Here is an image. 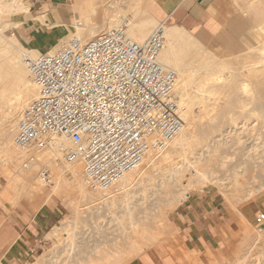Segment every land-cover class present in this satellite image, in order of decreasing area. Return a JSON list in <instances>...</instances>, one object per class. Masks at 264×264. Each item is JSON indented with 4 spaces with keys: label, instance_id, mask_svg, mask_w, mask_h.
I'll return each instance as SVG.
<instances>
[{
    "label": "bare ground",
    "instance_id": "1",
    "mask_svg": "<svg viewBox=\"0 0 264 264\" xmlns=\"http://www.w3.org/2000/svg\"><path fill=\"white\" fill-rule=\"evenodd\" d=\"M66 1H67L65 7L66 12H68L71 16V23L68 25H65L62 21H60V19L57 16H56V20L53 23H47V18H46L47 11L44 9L38 10L37 14L32 16L31 22L34 28H36L38 25H42L45 29L55 28L59 35H63L62 33L64 27L68 28V33L63 35L60 42L56 43L53 46L46 47L45 52L48 53L58 52L61 49H63V47L70 40L74 38H78L81 41H86L87 39H90L91 38L90 36L94 35L97 31L93 27V24H91L90 17L91 14L95 12L98 5L104 2L105 0H66ZM116 1L118 2L120 0H116ZM126 1L127 0L125 1L122 0L120 2H123L125 5ZM128 1H129L128 9H133L141 3L140 1L143 0H128ZM152 1L153 0H148V2H152ZM30 9H31L30 0H0V104H2V106L4 104L7 106L9 105V103L13 104L12 106H10L11 107L9 109L10 111L7 113L4 112L6 114L3 115L0 120L1 122L0 123V153H1L0 155H3L4 160L7 161L6 166L10 164L13 168H17L18 171L17 174H19L18 176L20 177V180L26 183L27 187L30 188L33 194L44 196L42 200V205H44L45 202L49 200L50 197L56 193V191H58L59 188L67 184V181L64 178V176H67V180L70 183L69 186L73 190L71 191L75 192V195L77 196L76 198V196L73 193V196H75L76 201H74V199L72 200L74 201V203L76 202V205L78 204L77 200L86 201L88 204L96 205L97 209L99 206H105L104 208L105 211L109 210L110 213L114 215L111 208H113V206L115 205L118 206L116 202L120 200L119 202L120 203L122 202V205L124 203L123 215L125 214V217L123 216L116 217L118 223L113 231L111 229H108L109 232L111 233V238L107 237L108 236L107 233L106 234L107 236L104 235L105 238L102 241L100 242L97 241L94 245L90 247L92 248L94 246L90 252H87L88 246L87 248H83V250L80 249L79 247L78 249L82 251L79 253L78 250V255L76 253L77 244L74 236L75 229H77L75 225L76 223L73 221L75 219L68 217V219L63 220L58 225L51 227L49 235H46L45 238L47 240H54V242L56 243L54 248H59V249L58 251L54 249L57 251L56 254L54 253L55 255H53V253L52 254L50 253V255H53V257L50 258L48 264H128L129 261L132 260V258L139 257L140 254L143 253L147 247L150 248L149 246H152L156 241L155 239L156 237L155 235L151 234L152 232L149 233L144 228L145 222L147 220L146 214L139 220L133 219L131 215L132 210L130 211V208L127 206V201H128L127 199H128V195L131 193L133 189L141 187L147 183L151 184V181L153 180V174L154 173L156 174V172L162 176L161 181L158 182L159 183L157 185L158 187L156 186L157 188H155L157 189V192L160 191V193L164 195H169V194L173 196L175 195L172 198L173 200L170 203L168 202L169 204L167 203V205L164 204L165 206L161 209L160 213L162 214V217L166 213L168 214V212L170 211L172 212V210L176 209V206L178 204H181L182 201H184L185 199H187L192 192L202 191L204 187L207 188L208 186H216L218 188L219 195L223 199L229 201L226 195L227 193L222 191L223 190L222 188L224 187L221 185L222 188L220 189L219 185H217L218 184L217 182H220L222 179L219 178L220 181H218L219 179H216L217 177L214 178L215 177L214 170L216 168L214 167L215 168L214 170L211 169L213 160L217 158V157L214 158V156L216 155L215 146L217 147L218 145V140L216 139L217 135H215L214 137L213 133L218 131L221 132L222 130L220 131L218 128L197 130L195 123L198 122L199 124H202L204 123V120H206L205 122L214 121L212 114L216 113L215 110L217 108H220L221 110V107L225 106L222 105V99L224 98V95L226 94L231 95V93L233 94V88L230 87L229 83H231L234 76H238L239 78L237 84L239 85V89L241 90V93L243 95L249 93L250 85H253L257 82H259L260 84V81H262L261 78L264 77V39L259 45L251 48H247L244 52L238 55L218 57L217 55L210 53L211 54L210 57L207 55L204 59L207 60L208 58H210L209 59L210 62H207L208 64L206 65L204 64L205 66H201V65L199 66L194 64V61H196L197 59L196 55H195L196 57L189 55L187 56L185 53L189 50H193V49L195 50L196 48L204 49V47L201 46V44H199L194 39L193 40L196 42V45L193 44V41L189 43V40L191 41L192 38L188 39V35L190 34H188L182 28H179L177 26H170V25L166 26L165 24L158 23L157 25L159 24L163 25L166 32L165 43L160 52V61L165 67L173 70L177 75L176 94L178 96L180 102V108L182 112L181 114L182 122H183L182 129L179 132V134L171 142L168 143L165 149H163L158 153L148 152L145 155L141 164L134 171L125 174L109 190L89 191L84 183L83 166L80 161H75L71 164H68L64 168L61 165L62 166L61 168L63 169H59L60 166L57 165V163L58 160L60 159V155L58 153L56 152L53 153L52 151H46V150L40 151L34 148L20 150L17 147H15L12 143V136L14 133L12 134L11 129H13V127L16 125L17 118L20 116L24 108H26L30 103V101H32L36 97V88L33 84L30 74L28 73V71L26 70V68L22 63L21 52L26 51L33 55L39 54L40 52L37 49L30 48L29 44H27L24 40H20L17 37H15L13 33L10 37L7 38L3 35V32L6 29H10V30L19 29V27L23 23L21 18L24 15L29 14ZM140 9L142 8H139L138 10ZM119 10H120L119 12L120 14L121 12H126V9H119ZM134 16H133L134 18L130 22H127L125 19L121 23L123 22L126 23L127 34L131 40L136 42H142L152 32L153 29L151 30V27L155 25V19L152 18L146 10L141 11L140 13H137ZM112 18L110 17V19L108 18V20H105L106 21L105 23L110 27L114 26L113 23L115 22L114 21L115 19ZM117 23H118V19H117ZM120 24H118L117 26H119ZM98 29H100V27ZM261 29L263 30V31L260 30L261 34L264 37V24L262 25ZM186 33L188 35H186ZM194 58L196 59L194 60ZM204 63L206 62L204 61ZM226 99H224L225 100L224 102H226ZM252 99L254 98L252 97ZM196 104L204 107L205 109L204 113H202L203 112L202 111L201 114L199 113V115H197L194 112V108H195L194 106ZM207 107L210 110H207ZM230 126L232 128L230 127L226 135L221 132L219 133L221 136H218V138L221 137L223 138L224 137L223 135H225V138H227V140H229L228 138L231 139L234 138L235 145L232 146L233 147L234 146L236 147V145L241 146L243 142L241 141L240 137L243 136L241 135V133H240L241 136H239V132H241V130L245 132L246 130L242 129L243 125L239 127L238 122L236 123V121L233 119L231 121ZM226 127L228 128V126ZM211 135H213L214 137L213 139L211 138ZM54 141L56 145L59 144L58 139H55ZM219 142H221L220 139ZM199 145H201L202 147L201 149H198ZM232 146H230V148H233ZM247 148L248 147H246V149ZM254 148L256 149L257 147ZM241 149L243 150V148ZM249 151L251 152V150ZM253 153H255V150L254 152H252V155ZM262 153L263 151L259 153L258 156L259 158L255 159L256 156L252 157L247 152V154L249 155L248 156L246 154L248 158L249 157L254 158V160L247 159V160H252V162L250 161L251 162L250 165H252L251 167L249 166V162L247 164V166L250 167L251 171L249 167L247 166L240 167L241 165H237L238 163L235 162L237 166L233 169L232 175L231 174L229 175L232 180L227 177V179L232 181L231 183L232 186L229 185L230 187H234V186L236 187V185H239V181L242 180L241 177L243 175L245 177L249 173L247 171L248 169L251 175H253L255 172L256 175L257 173L260 174L264 173V158H260V155ZM257 154L255 153V155ZM240 158L242 159L243 157ZM218 159H220L219 163L221 167L226 163V160H229L226 154L225 156L222 157L219 156ZM218 159L216 160L218 161ZM245 160L243 161L244 163H246ZM44 165L45 167L53 165L55 168H57L55 180L54 183H52L54 185L50 188L43 187V184L39 179V176L36 175L39 174L38 173L39 168ZM229 165H231V163L228 164V166ZM9 171L10 170H8V172ZM40 171L41 168L39 172ZM3 173H6V171ZM239 176H241L240 180H238ZM173 187L174 188L176 187L175 189L177 190L176 191L175 189L171 190ZM257 192L258 189H254L250 191L248 197L253 198ZM87 203L86 205H88ZM240 220L246 221L242 216ZM159 222L160 223H158V225L163 227L164 226L163 223L165 222L164 217ZM256 223L258 224L257 227L261 225L260 223H258L257 217H256ZM88 236H90V233ZM86 240H83L84 241L83 243L87 245L88 241ZM97 240L100 239L97 238ZM81 244L82 243H80V245ZM248 244L250 243L248 242ZM250 248L252 247L251 246L249 247L247 246V248L245 247L246 250L244 252V255H242L243 259L246 258V255L249 253V250H251ZM40 257H42V255Z\"/></svg>",
    "mask_w": 264,
    "mask_h": 264
},
{
    "label": "rangeland",
    "instance_id": "2",
    "mask_svg": "<svg viewBox=\"0 0 264 264\" xmlns=\"http://www.w3.org/2000/svg\"><path fill=\"white\" fill-rule=\"evenodd\" d=\"M34 1L35 0H30V3L32 4V2H34ZM114 1H115V3H114ZM120 1H122V0H120ZM120 1L117 2L116 0H110V1L105 0L104 2H102L101 4L98 5L99 8L97 7L95 12H93L91 14V17H90L91 24H93V27L97 30L94 35L90 36L91 38L94 37L95 35H97L98 33L102 32V31H105L107 29H110L111 27L117 26L118 24H120L125 19L127 22H130L135 17L134 15H136L137 13H140L141 11L146 10L148 12V10L152 9L148 0L147 1L143 0L146 2L140 1L141 3L133 9H128V6H129L128 0L126 1L125 5L123 2H120ZM123 1H125V0H123ZM110 3H112V4H110ZM106 5H107V8H106ZM110 7H112V8H110ZM236 7H237L236 3L234 4L231 0H219L216 3V7L211 8L209 10L207 16L205 15L206 16L205 21L203 20L204 22H201L200 25H197L194 27H189L186 23H182V22L180 23L177 20H175L174 17H172L174 24H176L177 26H182L185 29L189 30L190 34L192 35V36H190L186 33V35H188V39L192 38L191 41L189 40V43H191L193 41V44L196 45L195 41L197 40L207 50L210 51V52L207 51L205 48L204 49L206 50V52L203 48L202 49L196 48L195 50L194 49L189 50L190 52L187 51L185 53L187 56L188 55L194 56V57L197 56L196 58L198 60L196 58H194V60L196 59V61H194V64L199 65V66L200 65L205 66L206 64H208L207 62H210V60H209L210 58H208L207 60H204L207 55L209 57L212 53L223 55L224 53H226V51H229L232 54H238L240 51V48H245V47L239 46L237 43H235V40L229 31L230 27H231L230 25H232L231 23L234 21V18L236 16H238L237 14L240 13L241 17L243 15L241 13L242 11ZM139 8H142L145 10H142V9L138 10ZM119 9H126V12H121V14H120ZM65 12H66V8H65ZM36 14H37V12H35L34 14H31V15L30 14L24 15L21 18V20L24 23L29 18H31L32 16H34ZM66 14H69V13L66 12ZM106 14H108V15H106ZM148 14H149V12H148ZM138 16H139V14H138ZM107 17L109 19H110V17L111 18L113 17L112 19H115L114 20L115 22L113 23L114 26L110 27L109 25H107L105 23L106 22L105 20H108ZM221 18H225L226 21L221 20ZM231 18H233L232 19L233 21L228 22V20ZM117 19H118V23H117ZM245 19H246V17H245ZM157 20L160 23L163 21V18L161 17V18H158ZM158 22L155 20L154 26H156L158 24ZM30 24H32L31 21H30ZM65 25H68V24H65ZM154 26L151 27V30L154 28ZM166 26H168V25H166ZM99 27H100V29H98ZM12 33L18 39L23 40L22 33L19 31V29H16V30L6 29L3 32V35L8 38L12 35ZM67 33H68V28L64 27L62 34L64 35ZM85 33H87V32H85ZM63 35H58L54 31L53 32L46 31V36L44 35V36L39 37V42L41 44L39 42H37V40H36V42L35 41L34 42H26L25 41V42L27 44H29L30 48L37 49L41 53V52H45L46 47L60 42ZM193 38L196 40L194 41ZM36 39H38V38H36ZM263 39H264V37L262 38V40ZM87 40H89V39H87ZM262 40L259 41V43L262 42ZM193 51H196L197 53L193 52ZM192 52L196 53V54H193ZM247 52H248V50H247ZM198 53H201V54H198ZM202 54H204V55H202ZM197 61H199L200 63ZM204 61L206 63H204ZM195 62H197V63H195ZM235 78H238V76H234V78L232 79V81L233 80L234 81L233 82L231 81V83H229L230 87L233 88V94L234 95L232 93H231V95L230 94L224 95V98L222 97L223 98L222 99V105L223 106L225 105V106L224 107L220 106L221 110H220V108H217L215 110L217 114L216 113L212 114L213 115L212 117L214 118L213 122H215V123L208 122V121L205 122L206 120H204V123H202V124H199L198 122L195 123L197 130H199V129L204 130V129H209V128H216L217 129L218 128L220 131L222 130L221 132L223 134L226 135V133L229 131V129L231 127L230 125H231V121L233 119L236 121V123L238 122L239 127L243 125L245 129L243 128V126H242V129L246 130L245 132L242 130H241V132H239V136H241V135L243 136V137H240L243 144L241 146L236 145V147L232 146V145H235L234 138H232V139L228 138L229 140H227V138H225V135H223L224 136L223 138L222 137L218 138V136H221L219 134L221 132L218 131V132L213 133L214 137H215V135H217L216 139L218 140V145L216 144L217 147L215 146V149H216L215 154L216 155L214 156V158L217 157L216 159H218L219 156L222 157V156H225V154H226L229 160H226V163L221 167V165L219 163L221 158L218 159V161L216 159H214L211 169L214 170L216 168L214 170L215 177H214V174H213V177L214 178L217 177L216 179H219V178L222 179L221 181H220V179L218 180L220 182H217L218 183L217 185H219L220 189L222 188V186L224 187V188H222L223 189L222 191L227 193L226 195H227L229 201L223 199L219 195L218 188L216 186H208L207 188L204 187L202 189V191H194L190 195L192 197H197L199 195L208 196V198H211L212 200H214L215 202L218 203L217 207H212L210 211H206L207 213L212 215L214 218H217V223H219L218 227H217V232H218L217 242L214 244V246L212 248L208 246V247L201 249V250H187V249H185L183 243L181 242L179 231H178V228H177L176 223H175L176 214H177V207L180 204H178L176 206V209L172 210V212L170 211V212H168V214L166 213L163 216L165 219L164 223H166V224L163 223V225H164L163 227L158 225V223H160L159 221L161 219H163L162 214L160 213L161 209L165 205H167L168 202L170 203L173 200L172 198L175 195L174 196L170 195V194L164 195V194L160 193V191H158L159 193L157 192V189H155V188L158 187L157 186L159 184L158 182L161 181L162 176L156 172V174L155 173L153 174V180H152L153 182L151 181V184L147 183L148 185L145 184L146 186L143 185L141 187L133 189L131 191V193L128 195V199H127L128 200L127 206L130 208V211L132 210L131 211L132 218L139 220L143 216H145V214H146L147 220L145 222L146 227L144 226V228L146 229L147 232H149V233L152 232L151 234L155 235V237H156L155 238L156 241L153 244L154 246L153 245L149 246L150 248L147 247L146 250L143 253H141L139 257H142L146 254H150L152 252H155L156 250H165L168 252V254L170 256H172V258L175 260L176 264H264V222L260 223L261 224V225H259L260 227L259 226L257 227L258 224L255 221L256 217L258 218L257 215H260V213H263L264 209H259V208L254 206V201H255L254 198H256L258 196L259 197L262 196L261 198L264 197V173H261V174L257 173V175L259 174L258 177L256 175V172L253 174L254 176L251 175L250 167L252 165H250V163L252 162V160H254V158H251V157L248 158L247 157V155H248L247 152L252 157L256 156L255 159L259 158L258 156H259L260 152L263 151V153H264V93H263L264 92V77L261 78L262 81H260V84H259V82H257L253 85H250L249 86V93L250 94L248 93L245 95H243L241 93V90L239 89V85L237 84L238 83L237 81L239 80V78L238 79H235ZM235 82H236V85H235ZM231 84H232V86H231ZM259 88H261V89H259ZM33 89H34V87H33ZM34 93H35V90H34ZM228 95H230V96H228ZM238 95H240V96H238ZM252 97L254 99H252ZM224 99H226V102H224L225 101ZM10 104L11 103H9V105H7V106L5 104L3 106H2V104H0V120H1L3 115H5L7 112L10 111L9 110L11 108L10 106L13 105V104H11V105ZM226 104H228V105H226ZM255 106L257 109L255 108ZM194 107H195L194 112L197 115H199V113L201 114L202 111H203L202 113H204L205 109L201 105L199 106L196 104ZM200 107H202V108H200ZM258 109H260V110H258ZM207 110H210V109H208V107H207ZM4 112H6V113H4ZM259 114H260V116H259ZM17 120H18V118H17ZM216 125H217V127H216ZM226 126H228V128ZM14 128H15V126L13 127V129H11L12 134L14 133ZM240 133H241V135H240ZM213 135H211L212 139L214 138ZM12 138H13V136H12ZM224 138H225V140H224ZM219 139L221 140V142H219ZM222 140H224V141H222ZM244 140H246V141H244ZM247 142H249V143H247ZM244 145H245V147H244ZM260 145H263V146H260ZM230 146H232L233 148H230ZM246 147L251 148V149H248V148L246 149ZM254 147H257V148L255 149ZM201 148H202L201 145H199L198 149H201ZM241 148H243V150ZM252 148H254V149H252ZM233 150L234 151L236 150V151L234 152ZM249 150H251V152ZM254 150H255L256 154L258 153L257 155H255V153H253V155H252V152H254ZM222 151H223V154H222ZM263 153L260 155V158H264ZM0 157H1L0 163H2V164H0V257L2 256V254L4 253V251L6 250L8 245L14 239L18 238L19 236H20L21 248L23 250V252L20 253L21 256L17 260L5 259L6 261L3 263H0V264H48L50 261V258L53 257V255H55L57 253L59 248H54V246L56 245L54 240H47L45 238V236L49 235L51 227H53V225L54 226L58 225L63 220L68 219V217L75 219L73 221L76 223L75 225L78 229V230L75 229V233H74L75 241L77 244V250H76L77 255H78V250L80 253L83 250V248H87V246H88L87 252H90L94 246L92 248H90V247L92 245H94L97 241H99V242L102 241L105 238V236H107L106 235L107 233H108L107 237L111 238V233L109 232L108 229H111L112 231L114 230V228L116 227V225L118 223L116 220V217H120V216L125 217V214L123 215L124 203L122 205V202L121 203L119 202L120 200L116 202V204L118 206L115 205V206H113V208H111L114 215H112L110 213V211L107 209H106L107 211H105V209H104L105 206H99L97 209L96 205L88 204L86 201H82V200L81 201L77 200L78 204L76 205V202L74 203V201H76V199H75L76 195H75V192H72L73 190L69 186L70 183L67 180V176H64L65 180L67 181V184H65L66 187L63 186V187L59 188L58 191H56V193L54 195H52L50 197V199L45 202L44 205H42V200H43L44 196L38 195V194H33L32 191L30 190V188L27 187L26 183L22 182V180H20V177L18 176L19 174H17L18 173L17 168H13L10 164L8 165L9 162L7 163V165L9 167L6 166L7 161L4 160L3 155H0ZM240 157H243L244 159L243 158L241 159ZM245 159L246 160L252 159V160L246 161ZM244 160L246 163L243 162ZM235 162L238 163L237 165H241L240 167L247 166V164L249 162L250 167L249 166H247V167H249L250 171H249V169L247 170L249 172L247 174V176L244 177V175H243L242 177L241 176L238 177V180H240L242 178V180L239 181V185H236V187L235 186L230 187V186H232V184H231L232 179L229 175L230 174L232 175L233 169L237 166L235 164ZM216 163H217L218 167H217ZM230 163H231V165H229V166H231V167L228 166V164H230ZM233 163L235 164V166ZM241 163L242 164L244 163V164L242 165ZM57 165L60 166L59 169H63L67 164H62L58 160ZM61 165L63 166V168H61L62 167ZM232 166H234V167H232ZM43 167H45V165L40 167V168L42 169ZM48 167L51 169L52 179H51V183L47 184V185L43 184V182H42L43 187H46V188H48V187L50 188L54 185L52 183H54L55 176L57 173V171H56L57 168H55L53 165L48 166ZM7 168H8V170H10L9 172H8ZM11 168H12V170H11ZM40 168H39V170H40ZM39 170H38V173H39ZM5 171L8 175L6 173H3ZM13 171H14V173H13ZM217 171H219V172H217ZM14 174H16L17 176ZM36 175H38V174H36ZM220 175H221V177H220ZM227 177L231 180L227 179ZM224 179H225V181H224ZM66 181H65V183H66ZM224 185H226V186H224ZM24 186H26V187H24ZM153 186H155V187H153ZM175 188L173 187L171 190H173ZM259 188H260V190H259ZM254 189H258V192L256 193V195L253 198H249L248 197L249 192L254 190ZM176 190L177 189H175V191ZM26 192H28V193H26ZM73 193L75 196H73ZM72 196H73V198H72ZM76 198H77V196H76ZM72 199H74V201ZM86 203L88 205H86ZM248 205L253 207V209H252V211H250V213H247L245 211V209ZM43 206H46V208L40 210V208ZM108 211H109V213H108ZM47 212H51L53 214V216H54L53 219L47 225L43 226L40 230H35L34 233H29V231H26L24 233V230H20V231L16 232L13 229V220L14 219H17L20 221H22L21 219H23V220L27 221V220L32 219L37 214L38 215H46ZM240 215L243 216L246 219V221L240 220L241 219ZM124 222H126V221H124ZM101 230H102V232H101ZM104 231H106V232H104ZM89 233H90V236H88ZM258 233H259V235H258ZM100 234H101V236H100ZM85 236H86V238H85ZM76 238H78V239H76ZM97 238H99L100 240H97ZM82 239L83 240L87 239L86 240V241H88L87 245L83 243L84 241ZM243 239H245V240H243ZM248 242L250 244H248ZM80 243H82V244L80 245ZM246 245L248 247L251 246L252 248H250L251 250H249V253L246 255V258L243 259L242 255H244V252L246 250L245 247L247 248ZM79 247H80V249H82L81 251H80V249H78ZM54 249H56L57 251ZM88 249H89V251H88ZM50 253L51 254L53 253V255H50ZM41 255H42V257H40ZM81 257H82V255H81ZM139 257H137V258H139ZM137 258L136 257L132 258V260L129 261V263L132 262L133 260L137 259Z\"/></svg>",
    "mask_w": 264,
    "mask_h": 264
},
{
    "label": "built area",
    "instance_id": "3",
    "mask_svg": "<svg viewBox=\"0 0 264 264\" xmlns=\"http://www.w3.org/2000/svg\"><path fill=\"white\" fill-rule=\"evenodd\" d=\"M165 35L159 24L136 42L123 22L55 53L22 51L36 97L18 117L13 145L56 152L62 164L80 161L86 188L109 190L182 129L177 75L160 61ZM38 176L51 183L49 167Z\"/></svg>",
    "mask_w": 264,
    "mask_h": 264
},
{
    "label": "crops",
    "instance_id": "4",
    "mask_svg": "<svg viewBox=\"0 0 264 264\" xmlns=\"http://www.w3.org/2000/svg\"><path fill=\"white\" fill-rule=\"evenodd\" d=\"M218 1L219 0H153L152 2H149L152 9L148 10V12L157 22V19L162 17L163 21L160 22L161 24L177 26L173 23L172 17H174V19L178 22L186 23L189 27H194L205 21V17L207 16L209 10L213 7H216V3ZM231 1L234 4L236 3V8H239L242 11L241 13L244 15L241 17L239 13L237 14L238 16L234 18V21L232 20L233 18L228 20V22L233 21L232 23L230 22L232 25H230L231 27L229 31L233 36L235 43H237L239 46L245 47L246 49L259 45L261 43H259V41H261L263 38L260 30H262L261 27L264 24V0ZM66 4V0H35L31 4L29 14L31 15L38 10L44 9L47 11V23H53L57 16L60 21L65 24H69L71 22V16L65 12ZM31 19L32 17L26 22L22 23L19 27V31L22 33L24 41L36 42L37 40V42H39V37L44 35L46 36V31H54L57 33L55 28L45 29L42 25H38L36 28H34V26L30 24ZM221 20L226 21L225 18H221ZM177 27L182 28L188 34H190L189 30L185 29L184 27ZM197 42L200 44L199 41ZM201 46L203 45L201 44ZM245 48H240L238 54L244 52L246 50ZM238 54H232L229 51H226V53L223 55H215L218 57H227ZM261 197L258 196L254 198V206L259 209H264V197ZM217 206L218 203L211 198H208V196L199 195L197 197L189 196L177 207L175 223L179 231L181 242L183 243L185 249L201 250L208 246L212 248L217 242V227L219 223H217V218H214L212 215L206 212L210 211L212 207ZM45 208L46 206H43L40 208V210ZM252 209L253 207L248 205L245 211L250 213ZM53 217L54 216L51 212H47L46 215L37 214L32 219L27 221L23 219H21L22 221L14 219L13 229L16 232L24 230V233L26 231H29V233H34L35 230H40L43 226L47 225L53 219ZM22 252L23 250L21 248L19 236L8 245L0 257V263L5 262V259L17 260L21 256L20 253ZM129 264H176V262L167 251L156 250L155 252L146 254L133 260Z\"/></svg>",
    "mask_w": 264,
    "mask_h": 264
}]
</instances>
